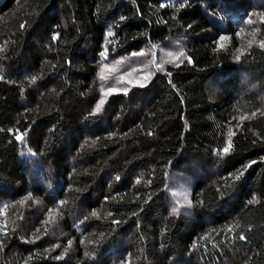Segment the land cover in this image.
<instances>
[{
  "label": "trees",
  "instance_id": "1",
  "mask_svg": "<svg viewBox=\"0 0 264 264\" xmlns=\"http://www.w3.org/2000/svg\"><path fill=\"white\" fill-rule=\"evenodd\" d=\"M262 42L264 0H0V264H264Z\"/></svg>",
  "mask_w": 264,
  "mask_h": 264
},
{
  "label": "snow or ice",
  "instance_id": "2",
  "mask_svg": "<svg viewBox=\"0 0 264 264\" xmlns=\"http://www.w3.org/2000/svg\"><path fill=\"white\" fill-rule=\"evenodd\" d=\"M249 23H252V21L249 20ZM112 35H113V34H112L111 32L108 33V36H112ZM56 38H57V37H53V39H56ZM221 39H224V37H221ZM249 46H251V44H250ZM261 47H264V42L261 43ZM101 55L103 56L104 53H101ZM182 56H184V53H183V52H181V53L179 54V56L174 57L173 60H178V59H180V57H182ZM237 59H239V56H237ZM189 62H190V61H189ZM158 67H159V65H158ZM103 78H104V77H103V75H102V76H101V79H103ZM33 79H34V78H33ZM103 103H104V101L101 100L100 103L97 104V106H96V112H99V111H100L101 105H102ZM232 135H234V133H233V132H229V137H231ZM15 139H16V140H23V135L18 134V135H16ZM231 146H232V145H231V140L229 139L228 146L225 147L223 151H224L225 153H227V152L229 151V149L231 148ZM237 178H239V177H237ZM173 211L175 212L176 209H174ZM93 215H95V213H93ZM231 230H232V229L230 228L229 231H231ZM240 239H244V237L241 236Z\"/></svg>",
  "mask_w": 264,
  "mask_h": 264
}]
</instances>
